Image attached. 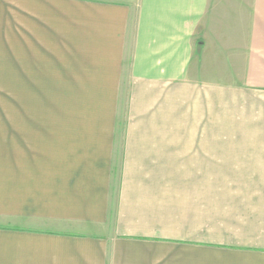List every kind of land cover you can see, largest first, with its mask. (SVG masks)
<instances>
[{
  "label": "crops",
  "instance_id": "crops-1",
  "mask_svg": "<svg viewBox=\"0 0 264 264\" xmlns=\"http://www.w3.org/2000/svg\"><path fill=\"white\" fill-rule=\"evenodd\" d=\"M264 0H0V264H264Z\"/></svg>",
  "mask_w": 264,
  "mask_h": 264
},
{
  "label": "rangeland",
  "instance_id": "rangeland-1",
  "mask_svg": "<svg viewBox=\"0 0 264 264\" xmlns=\"http://www.w3.org/2000/svg\"><path fill=\"white\" fill-rule=\"evenodd\" d=\"M260 189H264V184H261V187H260Z\"/></svg>",
  "mask_w": 264,
  "mask_h": 264
}]
</instances>
